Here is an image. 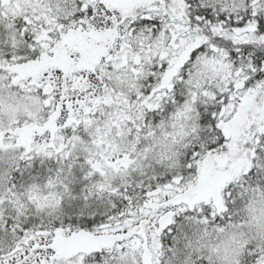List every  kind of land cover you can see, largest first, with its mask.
Returning <instances> with one entry per match:
<instances>
[{"label": "snow or ice", "instance_id": "1", "mask_svg": "<svg viewBox=\"0 0 264 264\" xmlns=\"http://www.w3.org/2000/svg\"><path fill=\"white\" fill-rule=\"evenodd\" d=\"M0 264H264V0H0Z\"/></svg>", "mask_w": 264, "mask_h": 264}]
</instances>
